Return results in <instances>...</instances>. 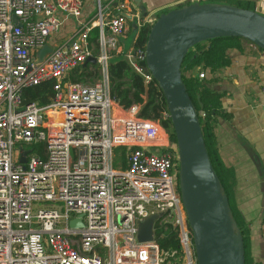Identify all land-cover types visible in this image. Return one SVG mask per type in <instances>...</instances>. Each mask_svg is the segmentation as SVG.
I'll return each instance as SVG.
<instances>
[{
	"label": "built area",
	"instance_id": "built-area-1",
	"mask_svg": "<svg viewBox=\"0 0 264 264\" xmlns=\"http://www.w3.org/2000/svg\"><path fill=\"white\" fill-rule=\"evenodd\" d=\"M82 8V0H0V264H164L156 226L173 227L182 264H196L177 145L160 121L170 115L145 118L141 105L124 108L111 94L109 63L123 52L125 15L138 28L144 21L130 0H117L108 21L100 14L68 40L49 43L61 15L78 18ZM94 28L97 53L89 43ZM46 46L52 52L40 62ZM90 57L100 66L98 82H74L73 70ZM124 57L148 88L145 49ZM45 83L53 84L50 103L26 104L25 91ZM152 215L154 241L139 243V223ZM78 218L83 228H71Z\"/></svg>",
	"mask_w": 264,
	"mask_h": 264
},
{
	"label": "water",
	"instance_id": "water-1",
	"mask_svg": "<svg viewBox=\"0 0 264 264\" xmlns=\"http://www.w3.org/2000/svg\"><path fill=\"white\" fill-rule=\"evenodd\" d=\"M143 11V9H140ZM125 17L131 21L129 15ZM219 38H238L264 51V16L228 4L197 0L161 14L152 24L145 46V63L160 89L178 149V188L192 232L196 264H246L243 237L229 200L212 166L195 106L182 80V64L195 46ZM52 49L38 53L43 61ZM88 58L83 67L96 65ZM202 107V106H201ZM23 151L20 163H26ZM152 215L139 223L138 242L154 241ZM83 228L82 219L70 222Z\"/></svg>",
	"mask_w": 264,
	"mask_h": 264
},
{
	"label": "crops",
	"instance_id": "crops-1",
	"mask_svg": "<svg viewBox=\"0 0 264 264\" xmlns=\"http://www.w3.org/2000/svg\"><path fill=\"white\" fill-rule=\"evenodd\" d=\"M82 1L78 18L61 15L62 29L53 37L52 45L68 40L100 14L108 21L117 13V0ZM192 1L197 0H130V3L144 24L149 25L161 14ZM203 2L246 6L264 16V0ZM137 23L136 18L129 21L126 33L119 38L122 53L133 49L140 29ZM242 45V51L227 52L231 64L219 73L212 85L213 91L223 95L222 111L230 116L219 119L215 134L222 162L235 176L232 194L238 214L249 228V256L253 264H264V51L246 41Z\"/></svg>",
	"mask_w": 264,
	"mask_h": 264
},
{
	"label": "trees",
	"instance_id": "trees-1",
	"mask_svg": "<svg viewBox=\"0 0 264 264\" xmlns=\"http://www.w3.org/2000/svg\"><path fill=\"white\" fill-rule=\"evenodd\" d=\"M252 10L249 7H241ZM131 24V23H129ZM151 25L142 26L137 33V38L133 45L134 49H145ZM99 29L94 28L90 33V48L97 51V39ZM242 39L238 38H219L201 43L192 48L185 57L181 72L182 80L186 90L195 106L201 125V130L205 140V145L210 157L212 166L223 186L224 192L229 200L230 208L234 220L243 237L246 264H253L249 252V228L242 220L235 207L232 187L234 173L229 170L220 157L215 129L219 119L230 118L222 111L223 95L212 90L216 77L219 73L231 64L227 52L232 49L243 50ZM93 68L95 74L90 72ZM100 66L88 65L73 70V81L84 83L85 77L91 78L93 75L100 77ZM204 74V78H200ZM109 79L111 94L124 108H129L132 104L142 106L141 115L145 118L160 119L162 113L167 111L164 97L155 81L147 88L141 76L136 74L124 57V53L114 55L109 63ZM54 97L52 83L28 89L24 94V102L37 103L46 106ZM202 106V107H201ZM204 113V117L200 113ZM162 127L170 134L172 141L175 142L170 120H160ZM122 165L126 167L125 151L121 150ZM156 243L162 253L167 254L164 264H182V252L177 233L173 227L169 226L165 232L156 226ZM175 252L172 256L171 254Z\"/></svg>",
	"mask_w": 264,
	"mask_h": 264
},
{
	"label": "rangeland",
	"instance_id": "rangeland-1",
	"mask_svg": "<svg viewBox=\"0 0 264 264\" xmlns=\"http://www.w3.org/2000/svg\"><path fill=\"white\" fill-rule=\"evenodd\" d=\"M51 43V42H49ZM93 74H95V72L92 70ZM72 75H70L71 77ZM98 77L93 75L91 78H87V80L85 79V82L84 83H90V84H94V83H97L98 82Z\"/></svg>",
	"mask_w": 264,
	"mask_h": 264
}]
</instances>
